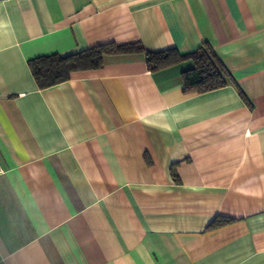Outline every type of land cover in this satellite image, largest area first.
<instances>
[{
    "label": "crops",
    "instance_id": "obj_1",
    "mask_svg": "<svg viewBox=\"0 0 264 264\" xmlns=\"http://www.w3.org/2000/svg\"><path fill=\"white\" fill-rule=\"evenodd\" d=\"M132 42L45 88L28 65ZM202 43L233 84L147 66ZM0 264H264V0H0Z\"/></svg>",
    "mask_w": 264,
    "mask_h": 264
},
{
    "label": "trees",
    "instance_id": "obj_2",
    "mask_svg": "<svg viewBox=\"0 0 264 264\" xmlns=\"http://www.w3.org/2000/svg\"><path fill=\"white\" fill-rule=\"evenodd\" d=\"M136 50L143 51V48L134 42L108 43L64 56L52 54L36 57L29 60L28 65L38 87L45 88L69 79L73 72L101 67L107 54ZM145 55L150 70L191 60L193 66L182 72L185 90L206 92L234 83L231 74L208 43H202L194 51L184 55L179 54L175 48L158 52L145 51Z\"/></svg>",
    "mask_w": 264,
    "mask_h": 264
}]
</instances>
